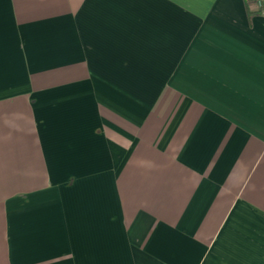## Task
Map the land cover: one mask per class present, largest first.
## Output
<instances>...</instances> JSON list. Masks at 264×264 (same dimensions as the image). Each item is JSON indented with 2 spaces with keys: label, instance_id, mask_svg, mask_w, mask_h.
I'll list each match as a JSON object with an SVG mask.
<instances>
[{
  "label": "crops",
  "instance_id": "1",
  "mask_svg": "<svg viewBox=\"0 0 264 264\" xmlns=\"http://www.w3.org/2000/svg\"><path fill=\"white\" fill-rule=\"evenodd\" d=\"M0 264H264V5L0 0Z\"/></svg>",
  "mask_w": 264,
  "mask_h": 264
},
{
  "label": "built area",
  "instance_id": "2",
  "mask_svg": "<svg viewBox=\"0 0 264 264\" xmlns=\"http://www.w3.org/2000/svg\"><path fill=\"white\" fill-rule=\"evenodd\" d=\"M259 5H264V0H256Z\"/></svg>",
  "mask_w": 264,
  "mask_h": 264
}]
</instances>
